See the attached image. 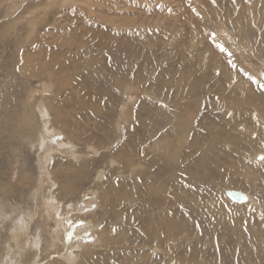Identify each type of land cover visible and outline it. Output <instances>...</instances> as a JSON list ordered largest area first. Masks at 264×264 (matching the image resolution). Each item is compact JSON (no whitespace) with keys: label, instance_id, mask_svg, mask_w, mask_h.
<instances>
[{"label":"rangeland","instance_id":"rangeland-1","mask_svg":"<svg viewBox=\"0 0 264 264\" xmlns=\"http://www.w3.org/2000/svg\"><path fill=\"white\" fill-rule=\"evenodd\" d=\"M262 71L264 0H0V258L264 264Z\"/></svg>","mask_w":264,"mask_h":264},{"label":"bare ground","instance_id":"bare-ground-1","mask_svg":"<svg viewBox=\"0 0 264 264\" xmlns=\"http://www.w3.org/2000/svg\"><path fill=\"white\" fill-rule=\"evenodd\" d=\"M30 63V62H29ZM10 75H11V73H9ZM12 76V75H11ZM28 78V77H27ZM8 80V79H7ZM10 81V80H9ZM22 84H23V82H22ZM19 86V85H18ZM9 87H11V86H9ZM25 87V86H24ZM4 89H5V87H3ZM12 88V87H11ZM2 89V88H1ZM3 89V90H4ZM14 89V88H13ZM7 91V90H6ZM2 93V92H1ZM4 93H5V90H4ZM34 93H35V91H34ZM29 95V94H28ZM6 96V95H5ZM27 97V96H26ZM32 99V98H31ZM6 100V99H5ZM26 100V99H25ZM20 101V100H19ZM23 101H24V99H23ZM27 102H28V100H26ZM26 101H25V103L23 102L22 103V111H23V113L22 112H20V117L19 116H17L16 115V117H19V118H17L16 119V122L18 123L17 124V126L18 127H21V129L23 128V126H30L32 123H34L33 122V114L31 113V111H29V109H28V105L26 104ZM31 101V100H30ZM10 102V101H9ZM32 102V101H31ZM11 103V102H10ZM16 103V102H15ZM19 103V102H18ZM29 104V103H28ZM33 104V103H32ZM17 105V104H16ZM20 105V104H19ZM31 105V104H30ZM30 105H29V107H30ZM5 106V105H4ZM32 106V105H31ZM19 109V108H18ZM25 109H27L26 111H24ZM36 109L38 110V112H39V114H38V116H40L41 118H42V123H43V126L44 125H46L47 123H46V119H45V110H43L42 109V106L41 105H39V104H37L36 105ZM19 113V112H18ZM36 115V114H35ZM6 116H8V115H6ZM5 116V117H6ZM13 117V116H12ZM36 117V116H35ZM9 118H11L10 116H9ZM13 118H15V116L13 117ZM12 119V118H11ZM11 119H9V120H11ZM7 120V123L6 122H4L3 124H2V127H4L5 129L7 128H9L10 126H11V124H8V119H6ZM13 121H15V120H12V121H10L11 123L13 122ZM15 123V122H14ZM10 125V126H9ZM15 125H16V123H15ZM16 126V127H17ZM13 128V127H12ZM11 128V129H12ZM32 128V127H31ZM3 129V128H2ZM14 130V129H13ZM43 130L45 131V136L44 135H39V137H38V143H39V145H42L43 144V141H45V139H46V136L49 134L48 133V131L49 130H47L46 129V127L44 126V128H43ZM8 131V130H7ZM9 132V131H8ZM44 133V132H43ZM54 135V134H53ZM48 141H50L49 140V137H48ZM50 142H52V141H50ZM55 143V142H54ZM51 144V143H50ZM38 145V146H39ZM47 145H44L43 144V146H42V151H46L47 149V147H46ZM49 148V147H48ZM51 151V150H50ZM66 152V151H65ZM14 160V159H13ZM13 169V168H12ZM45 172V171H44ZM42 173V172H41ZM50 173V172H49ZM1 175V174H0ZM2 176V175H1ZM1 179V178H0ZM55 180V179H54ZM57 180V179H56ZM48 182H49V180H48ZM40 183H42L43 184V181L41 180L40 181ZM51 184V183H50ZM46 185H47V183H46ZM44 187H45V185H44ZM43 187V188H44ZM48 192H49V197H45L48 201H49V207H50V210L53 208V210H55V206L53 205V200H52V193H51V186L49 185V188H48ZM84 196V195H83ZM45 199V200H46ZM236 203V202H235ZM42 204V203H41ZM46 204V203H45ZM1 207V206H0ZM3 207V206H2ZM48 207V206H47ZM1 209V208H0ZM43 209V208H42ZM44 211H47V209L45 208L44 209ZM89 211H90V209H89ZM0 214H1V212H0ZM18 214V213H17ZM49 214V213H48ZM2 215H3V213H2ZM1 215H0V219H1ZM3 219L2 220H5V218H4V216L2 217ZM14 218H15V215H14ZM16 219V218H15ZM61 219V218H60ZM21 221H23V219H22V217H20L18 220H17V223L19 224ZM14 222V221H13ZM13 222H11L12 224H14ZM62 222V221H61ZM16 225V227L18 228V226L20 227V225ZM22 224V223H21ZM154 224V223H153ZM13 226V225H12ZM28 227V226H27ZM11 229L12 228H10V231H11ZM75 231H77L76 229H74ZM73 230V228L71 227V229L70 228H68V229H64V230H58V232L56 233V235H54L53 237H52V241L50 242V243H48L47 244V246L45 247V248H42V249H40V251H39V253H42L43 252V250H46L48 253H47V255L46 256H48V255H50V254H54L53 252H55L56 250H55V245H56V242L57 241H61L62 239H63V232L66 234V236H65V238L67 239L66 241H65V243H66V248H67V251L65 252V254H63L65 257H64V259L66 260V262L67 263H69L70 261H73V259L75 258V256H73L72 257V253H70L68 250L69 249H73V247L75 246V247H77V245H79L78 244V241H79V239H81V238H78V237H76L73 233L75 232ZM13 231V230H12ZM27 231V230H26ZM62 231V232H61ZM60 235H62L61 236V238H60ZM69 235L71 236V238H69ZM77 236H78V234H77ZM90 237V236H89ZM10 239L11 240H13L14 241V247H12L11 246V244L9 243V244H7L8 245V247H7V251H6V253H4V256H6V259H5V261H4V259H3V257L1 256V258H0V264H9L11 261H12V259H13V253H12V249H15V250H17V253H20V251L21 250H23V249H25L24 247L29 243L30 244V240H25L24 238H22L21 236H19V234L15 231V232H13L12 234H11V237H10ZM37 242L38 241H35L34 240V242L32 243V245L31 246H33V247H37L38 246V244H37ZM39 243V242H38ZM13 244V243H12ZM64 244V243H63ZM258 244V243H257ZM0 246H2V245H0ZM82 246V245H81ZM64 247H65V245H64ZM27 248V247H26ZM80 249V248H79ZM5 250H6V247H5ZM63 251H65V249H63ZM23 253V252H22ZM31 253H33L32 254V260H31V262H29V263H27V264H39V262H36V258L38 257V255H37V252L36 251H34V252H31ZM58 254H59V251L57 252ZM60 255V254H59ZM62 255V254H61ZM57 256V255H56ZM22 259V258H21ZM32 261H33V263H32ZM36 262V263H35ZM18 264V263H17ZM19 264H21V262H19Z\"/></svg>","mask_w":264,"mask_h":264},{"label":"water","instance_id":"water-1","mask_svg":"<svg viewBox=\"0 0 264 264\" xmlns=\"http://www.w3.org/2000/svg\"><path fill=\"white\" fill-rule=\"evenodd\" d=\"M264 73V71L261 72V74ZM262 79L264 80V76H262ZM260 156V155H258ZM257 156V157H258ZM226 196L231 200V201H234L236 203H243L246 201V198L245 195L243 194V192L241 191H238V190H228L226 191Z\"/></svg>","mask_w":264,"mask_h":264},{"label":"snow or ice","instance_id":"snow-or-ice-1","mask_svg":"<svg viewBox=\"0 0 264 264\" xmlns=\"http://www.w3.org/2000/svg\"><path fill=\"white\" fill-rule=\"evenodd\" d=\"M213 41H214V34H213ZM214 42H215V41H214ZM216 47H217L222 53L227 52V49H225L224 46L221 45V44H217ZM230 55H231V54L229 53V56H230ZM228 63H229L233 68L236 67V65L233 63V61H232L231 59L228 60ZM261 75L264 76V73H262ZM249 79H250V80H253L254 82H256V81L254 80V78L251 77V76H249ZM260 86H261L262 88H264V84H261ZM257 159H259V160H261V161H264V155H260V156H258ZM244 199H246V198H244ZM69 238H71L70 235H69Z\"/></svg>","mask_w":264,"mask_h":264}]
</instances>
